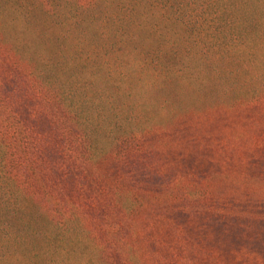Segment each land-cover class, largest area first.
Segmentation results:
<instances>
[{"label": "trees", "instance_id": "trees-1", "mask_svg": "<svg viewBox=\"0 0 264 264\" xmlns=\"http://www.w3.org/2000/svg\"><path fill=\"white\" fill-rule=\"evenodd\" d=\"M244 113L264 0H0V264H264L263 179L197 160Z\"/></svg>", "mask_w": 264, "mask_h": 264}, {"label": "rangeland", "instance_id": "rangeland-1", "mask_svg": "<svg viewBox=\"0 0 264 264\" xmlns=\"http://www.w3.org/2000/svg\"><path fill=\"white\" fill-rule=\"evenodd\" d=\"M242 116L248 117H246V120L240 117V120L235 122V126L227 123L226 126H216L212 131L219 139V142L225 145L223 154L226 158H197V160L205 163L206 167L203 169L206 168L208 173L215 176V182L218 181L222 184L224 190L230 188L227 180L239 182L242 179L240 177L241 174L245 172L246 166L250 164L254 174L258 177L261 176L263 179L258 190L261 199L258 201V206L260 212L264 214V115L244 113ZM208 146H211V144H208ZM209 154L214 156L213 152ZM239 162L242 166L238 164ZM201 163H198L200 167ZM203 169H198V172ZM225 180L227 187L224 185ZM250 185L253 186L251 183ZM242 191L243 189L239 190V192ZM260 202L261 207L259 205ZM249 207L247 206L248 209ZM257 246L255 243L254 248ZM236 253L237 255L239 253L237 249ZM246 254L248 253L246 252ZM254 254L256 253L254 252ZM242 256H246L247 259L245 260L248 264H260V259L252 254H248L247 256L242 253Z\"/></svg>", "mask_w": 264, "mask_h": 264}]
</instances>
